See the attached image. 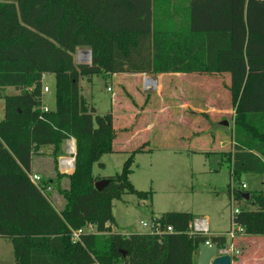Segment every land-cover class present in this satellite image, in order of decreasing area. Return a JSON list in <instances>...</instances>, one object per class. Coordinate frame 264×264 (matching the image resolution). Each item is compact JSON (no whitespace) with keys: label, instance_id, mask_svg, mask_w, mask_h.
<instances>
[{"label":"trees","instance_id":"trees-1","mask_svg":"<svg viewBox=\"0 0 264 264\" xmlns=\"http://www.w3.org/2000/svg\"><path fill=\"white\" fill-rule=\"evenodd\" d=\"M79 47L91 50V63H76ZM46 73L55 75V108L44 111ZM102 73L229 74L224 96L235 111V143L223 156L233 181L264 174V0H0V237L11 240L16 264H198L202 243L221 245L226 237L189 234L197 218L190 212L160 217L171 232L112 231L114 201L124 194L148 199L151 191L130 179L145 143L102 190L95 187L104 178L93 167L117 151V130L112 113L98 114L82 95L80 79ZM71 138L75 169L61 173L57 161ZM43 146H52L57 171L41 179L44 191L29 178ZM48 187L63 196L61 209ZM245 189L228 185L231 200L242 204L232 222L264 237V190L246 191L245 200ZM86 224L105 233L72 241V230ZM243 258L241 252L232 264Z\"/></svg>","mask_w":264,"mask_h":264},{"label":"rangeland","instance_id":"rangeland-1","mask_svg":"<svg viewBox=\"0 0 264 264\" xmlns=\"http://www.w3.org/2000/svg\"><path fill=\"white\" fill-rule=\"evenodd\" d=\"M74 59L78 60L77 52ZM86 78L80 79L84 87L83 93L90 97L89 104L96 106L100 115L112 113L113 100L116 97H119L120 103H128L139 110L145 102L144 83L140 76L130 79L131 81L123 80L122 74L110 73L94 75L90 82ZM214 78L199 79V105L211 98L214 103L219 102L218 94L221 99L224 93L229 96L227 85L230 75L226 73L222 77ZM43 81L52 89L46 101L54 107L53 78L47 76ZM150 97L151 101L158 103L154 93ZM151 112L147 114L148 121H155L156 126L150 133L134 134L132 142L126 145L124 150L105 154L101 158L104 167H99L98 164L93 167V172L97 176L113 177L120 173L130 153L146 144L145 151L137 153L134 157L130 179L137 189L151 191V195L148 199H140L132 194H124L122 199L114 201L113 214L117 223L113 225L115 232L126 234L138 230L149 231V227H143L142 222L150 224L153 216L161 217L167 212L194 213L200 218L208 217L211 231L227 229L231 212L236 207H242V204L232 201L229 197L228 185L231 183L229 163L222 157L220 151L215 150L212 131L206 129L195 132L190 128L191 125L178 124L177 117L170 120L165 117L155 120ZM206 120L208 119L202 115L199 117L200 123H205ZM118 121L115 126L121 125ZM141 122V119L138 122L136 120L137 126L129 129L128 134L139 129ZM118 129L119 136L124 134L120 128ZM219 133L227 140L229 134L226 131L220 130ZM226 150H229L227 146ZM64 154L71 156L67 155L66 146ZM57 162L59 163V160ZM53 175L57 176L55 164ZM64 178L65 182L69 183L68 178ZM242 183L248 185L245 191L264 190V174H242L239 180L232 181L237 190L242 189ZM56 189L54 188V191ZM51 200L57 209H61L64 204L61 194L60 197L52 194ZM0 264H16L13 244L6 237H0Z\"/></svg>","mask_w":264,"mask_h":264},{"label":"crops","instance_id":"crops-1","mask_svg":"<svg viewBox=\"0 0 264 264\" xmlns=\"http://www.w3.org/2000/svg\"><path fill=\"white\" fill-rule=\"evenodd\" d=\"M76 52L78 56V60L76 61V63H89L85 61L87 52H90V49L88 47H79ZM116 74H122L123 80L125 81L126 80L131 81L130 79H135L138 76L142 77L143 83H144V90L146 94L144 97L145 102L141 110L134 108L133 105H130L128 103H125V102L120 103L121 102L120 99L118 100L119 97H116V99L113 100L112 115L114 117V127L117 130V135L114 141V146L117 151L124 150L125 146L128 145L130 142H132L131 139L134 134L139 135L140 133H150L155 128L156 126L155 121H152V122L148 121L147 114H149L150 111H152L151 113L154 114L155 120H157V118L163 119V117L170 120V119H175L177 117L178 124L184 125V126L191 125L190 128H192V130L195 132H199L200 130L205 131L206 129L209 131L211 130L212 131L211 133L214 136L213 141L216 144L215 150L220 151L222 157H224L223 156L224 152H229V151L234 150L235 141L233 139V129H234L235 111L231 109V106L229 105V101L227 103V100L229 98L223 95L221 99L220 94H218L217 96L219 98V102L217 101V103H214L213 98H211V99H207L206 103L205 102L201 103V105L198 104L199 83H200L199 79L200 78L201 79L202 78H212L213 79L215 76H205V75H199V74H185V73H162L159 75L147 74V73H140V74L116 73ZM47 76H52L53 82H54V90H55V85H56L55 75L50 74V73H46L43 76V79H42L43 88L48 87L47 85L44 84V81H43L44 77H47ZM215 78L217 79V76ZM86 79L89 82L91 81V79L89 78H86ZM134 83H136V81ZM120 85H122V82L120 83ZM80 86H81L82 95L87 99L88 103H91V99H89L90 97L89 96L87 97L83 93L84 87L81 84V81H80ZM51 91H52L51 87H48V91H43L40 107L47 106L49 109L55 108V106L51 107V105L47 103L46 101ZM218 91L216 90V92ZM6 92L16 93L17 90L14 89L13 87H9ZM152 93L156 95L157 97L156 100H158V103H156L154 100L151 101L150 96L152 95ZM54 104H55V101H54ZM148 105L150 107H148ZM151 106H154V108ZM95 109H96V112H98L96 106H95ZM114 110L117 112L115 113ZM3 114H4V100L0 97V116L1 118L3 117ZM201 115L205 117L206 119H208L206 120L205 123L199 122V117ZM140 119L143 122V123L142 122L140 123L141 125L139 126L140 128L139 129L137 128L134 133L128 134L129 129H132L135 126H137L136 120L138 122ZM117 120L120 121L121 125L115 126ZM118 128H120V130H122V133L124 134H121L119 136L118 134L120 132H118L119 131ZM220 130L226 131L229 134L227 140H225L224 137L219 133ZM69 142L68 140L65 142L64 151H65V146H66V152L68 153L67 155L70 154L71 156L64 155L62 157H59L58 160L60 158L66 157L64 160H67L69 161V163H71V157L72 156L73 158L75 157V152L72 153L69 149L70 147ZM75 144H76V140H75ZM226 144H228L229 146ZM226 146L229 150H226ZM51 152H52V146H43L40 149L39 154L33 156L32 162H31V171H30L32 174H36L40 176L41 178H49V179L55 178V176L53 175L54 159L51 156ZM59 171L61 173H65L61 169ZM70 172H73V171H70ZM244 174H247V173H244ZM102 178H105V177H102ZM230 178H231V183H232L233 180H232L231 174H230ZM61 186L63 188H68L69 183L65 182V178L61 180ZM50 188H51L50 189L51 195L54 194L56 195V197H60V194H58L57 190L54 191L52 187ZM260 190H263V189H260ZM58 201H59V198H58ZM197 218H200V217H197ZM202 218H205L209 222L208 217H202ZM114 224H117L115 215H114ZM113 225H111V228H112V231L115 232V227ZM231 227H232V215L230 217V224L227 229H222V230L216 229L215 231H211V233L212 235H219V234L221 235L229 231ZM135 232L144 233L148 231L138 230V231H133V232H129L126 234H131ZM234 241H235V244L238 246V248L241 250V252L244 255L243 260L237 261L236 264H260L262 263L261 261L264 260V237L263 236L247 235L244 233L243 230L242 231L239 230L237 232V237ZM197 257L198 255H196V259Z\"/></svg>","mask_w":264,"mask_h":264},{"label":"built area","instance_id":"built-area-1","mask_svg":"<svg viewBox=\"0 0 264 264\" xmlns=\"http://www.w3.org/2000/svg\"><path fill=\"white\" fill-rule=\"evenodd\" d=\"M90 58H91V53L87 52L86 57H85V61H90ZM43 91H48V87H44ZM41 110L47 111V110H49V108L47 106H43V107H41ZM71 139H73V138H71ZM69 141H70V139L68 140V142ZM65 158L66 157L59 159L58 164H59L60 169L62 171H67V172L73 171L74 170V162H72V164H71V163H69V161L64 160ZM71 166H73V167H71ZM29 178L38 188H40L42 191H44L42 189L41 184H40L41 179H42L40 176H38L36 174H32L30 172ZM241 186L243 189H245L247 187V185L245 183H242ZM50 189L51 188L48 187L46 191H50ZM239 211H240L239 208H237V207L234 208L232 211V216H235L237 213H239ZM142 226L143 227H149V231L152 233H156V234H160V233L166 232V231L171 232L173 230L172 226H166L163 228L161 226V223H160V217H156V216L152 217V221L150 222V224H148L146 222H142ZM239 230L242 231L243 228L241 226L235 224L234 222H232L231 229L229 231H227L226 233L221 234V236L226 237V242L224 244L218 245L216 243H212L211 241H206L204 244L207 246L217 245V250H216L214 257L215 256L229 255L231 257V259L233 260L235 257H237L241 253V250L238 248V246L235 244V241H234L237 237V232ZM86 233L104 234L105 232L104 233L99 232L97 230L96 226L93 224H86L85 226H83L81 228L72 230V241H74V242L79 241L81 235L86 234ZM188 233L191 235H194V234H196V235L199 234V235H204V236H211L212 235L209 222L205 218H195L193 221H191L189 228H188Z\"/></svg>","mask_w":264,"mask_h":264},{"label":"water","instance_id":"water-1","mask_svg":"<svg viewBox=\"0 0 264 264\" xmlns=\"http://www.w3.org/2000/svg\"><path fill=\"white\" fill-rule=\"evenodd\" d=\"M91 53V50H90ZM89 63H91V58ZM75 154H76V150H75ZM74 169H75V157H74ZM109 179L104 178V179H100L98 181H96L95 183V187L98 190H102L108 183H109ZM243 198H245V200L249 199L250 197V193L246 192V191H242L241 192ZM217 250V245H213V246H207L204 243H202L199 246L198 252H197V261L198 264H232V259L229 255H223V256H215Z\"/></svg>","mask_w":264,"mask_h":264},{"label":"bare ground","instance_id":"bare-ground-1","mask_svg":"<svg viewBox=\"0 0 264 264\" xmlns=\"http://www.w3.org/2000/svg\"><path fill=\"white\" fill-rule=\"evenodd\" d=\"M70 147H69V149H70V151L71 152H75V150H76V144H75V140L74 139H70Z\"/></svg>","mask_w":264,"mask_h":264}]
</instances>
